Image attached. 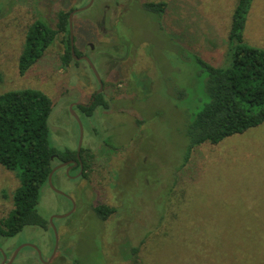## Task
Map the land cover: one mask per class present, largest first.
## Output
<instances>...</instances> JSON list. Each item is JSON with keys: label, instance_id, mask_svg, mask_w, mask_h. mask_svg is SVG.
Listing matches in <instances>:
<instances>
[{"label": "rangeland", "instance_id": "374dc122", "mask_svg": "<svg viewBox=\"0 0 264 264\" xmlns=\"http://www.w3.org/2000/svg\"><path fill=\"white\" fill-rule=\"evenodd\" d=\"M89 1L0 0V93H46L53 103L50 142L59 150L77 149L80 129L71 106L81 121V145L95 155L88 178L60 168L53 174L52 185L64 195L48 183L41 188L37 210L43 218L71 212L53 218L54 253L51 226H26L0 237V245L39 249L41 258L23 247L13 264H69L74 258L80 264H264V122L196 147L185 172H178L185 125L209 101L207 72L197 59L229 63L222 60L229 54L226 38L237 0H162L168 7L161 27L132 4L121 21L113 9L107 12L102 27L104 8L113 0H94L73 14L72 28L74 48L90 58L101 91L86 61L61 65L60 37L19 74L28 26L36 18L54 26L58 11ZM243 41L264 49V0H252ZM95 91L109 107L81 115L77 105L88 104ZM177 175L183 176L176 181ZM17 184L14 172L0 165V217L12 207ZM101 203L118 208L105 222L92 211Z\"/></svg>", "mask_w": 264, "mask_h": 264}, {"label": "trees", "instance_id": "16d2710c", "mask_svg": "<svg viewBox=\"0 0 264 264\" xmlns=\"http://www.w3.org/2000/svg\"><path fill=\"white\" fill-rule=\"evenodd\" d=\"M251 2L237 0L234 6L226 38L229 54L227 58L223 56L222 60L224 62L229 59V63L225 66H212L197 59L207 72L204 90L209 101L185 125L187 146L178 168L180 174L189 166L196 147L206 143L216 145L229 136L243 133L264 122V49L249 46L243 41ZM167 7L165 1H160L142 3L140 8L153 14L152 20L161 27V18ZM72 10L74 8L58 11L54 26L43 18H36L28 26L18 58L19 74H24L38 63L57 37L65 45L64 53L60 56L61 65L67 67L75 61L70 50L68 25V16ZM119 44L123 45L122 42ZM117 48L114 45V50ZM74 49L76 56L81 54ZM113 54L117 57V53ZM99 106L106 109L109 107L102 92L97 93L91 103L79 104L77 108L81 115L91 117ZM52 107L50 97L38 89L20 88L0 93V165L13 171L18 182L12 192V207L6 215L0 217V237H13L26 226L44 229L50 226L49 221L37 210L41 188L47 185L51 170L57 164L75 159L77 152V149L59 150L51 144L48 118ZM79 156L83 172L77 156L75 162L76 165L79 163L80 172L75 178H88L94 170L95 155L91 149L81 145ZM182 176H175V180L178 181ZM92 211L105 222L118 212V208L101 203L93 206ZM69 264H80V261L74 258Z\"/></svg>", "mask_w": 264, "mask_h": 264}, {"label": "flooded vegetation", "instance_id": "af4514ba", "mask_svg": "<svg viewBox=\"0 0 264 264\" xmlns=\"http://www.w3.org/2000/svg\"><path fill=\"white\" fill-rule=\"evenodd\" d=\"M162 1V0H161ZM93 2H94V0H93ZM93 2H92V4H93ZM145 2H160V1H154V0H113L112 1V4H113V6L111 5H106L105 6V8H104V13H103V15H102V20H101V24H102V27H103V23H104V20H105V18H106V15H107V12H109V11H111L112 9L114 10V12L113 13H115V15L117 16L116 17V22H117V20L119 19V16H122V14H125L126 12H127V10L129 9L128 7H129V5L130 4H132L131 6H132V8L133 9H140V7H141V4L142 3H145ZM119 10V11H118ZM167 11V10H166ZM118 12V13H117ZM166 13V12H165ZM165 14H163V16H164ZM150 16H151V18L153 19V14H150ZM162 16V17H163ZM120 21H121V19H119ZM119 21V22H120ZM115 22V23H116ZM114 25V24H113ZM110 50V49H109ZM108 50V52H107V50L106 51H104L103 53H105V54H108L110 57H113V54H111V52ZM75 54V53H74ZM83 56H87L86 54H80V55H78V56H76L75 55V57H77L76 59L74 58V60L75 61H81V60H83V61H86V60H84L83 58H81V57H83ZM105 57V56H104ZM90 59V58H89ZM108 62V61H107ZM97 93H99V92H97V91H95V92H93L92 93V96H91V101H90V103L92 102V101H94V99H95V95L97 94ZM76 158L75 159H68V161H71V160H77V156H78V153L76 152ZM80 157V156H79ZM68 161H65L64 163H66V162H68ZM60 163V162H59ZM61 164V163H60ZM58 165V164H57ZM69 165L70 164H66V165H64V166H62L60 169H64V175H68L70 172H71V170H75V173L74 174H72L73 176H71V177H74L75 175H77L79 172H80V168H79V163L76 165V166H74V167H72V168H68L69 167ZM66 168H67V170H66ZM66 170V171H65ZM57 171V170H56ZM55 171V172H56ZM55 172H54V174H55ZM82 172H83V169H82ZM82 172H81V174H82ZM75 178V177H74ZM31 248V247H30ZM21 249H23V248H21ZM20 249V250H21ZM33 251H35V253H37L36 252V250L35 249H33V248H31ZM19 250V251H20ZM15 251H16V249L15 248H12V247H10L9 245H4V246H1L0 245V264H13V262L17 259V257H18V253H19V251L17 252V254L14 256V253H15Z\"/></svg>", "mask_w": 264, "mask_h": 264}, {"label": "water", "instance_id": "95a60500", "mask_svg": "<svg viewBox=\"0 0 264 264\" xmlns=\"http://www.w3.org/2000/svg\"><path fill=\"white\" fill-rule=\"evenodd\" d=\"M92 2H93V0H90L89 3H88L87 5L72 10V11L69 13V16H68L69 39H70V50H71V53H72V55H73V57H74L75 59H76L77 57H75V54H74V50H75V49H74V37H73V28H72V16H73V14H74L75 12H77V11H81V10H83V9L88 8V7L92 4ZM81 58H83L84 60H86V62L88 63L90 69L92 70V72H93L94 75H95V78H96L97 82L99 83L100 91H101L102 82H101V79H100V77H99V75H98V72H97L95 66L93 65V63L91 62V60L89 59L88 56H83V57H81ZM69 110H70V113H71V114L73 115V117L75 118V120L77 121L78 126H79V129H80V136H79V141H78L77 153H78V160H79V163H80V168L82 169V162H81V159H80V157H79V151H80V148H81V139H82V125H81V121H80L78 115L72 110L71 106H70V109H69ZM69 163H72V165H69V167H68L69 169H70L71 167H73V166L76 165V162H75V161H68V162H66V163L58 164V165H56V166L51 170V172H50L49 175H48V179H47V182H48L50 188H51L53 191H55V192H57V193H59V194H62V195H64V193L60 192L59 190H57V189L52 185V176H53V173H54L57 169L61 168L62 166L66 165V164H69ZM67 171H68V170H67ZM70 213H71V212H70ZM70 213L63 214V215H58V216H55V217H51V218L48 220L50 226L52 227L53 234H54V248H53V253L55 252L56 247H57V243H58V241H57V230H56V227H55V225H54V223H53V218H63V217H65V216H68ZM23 247H31V248L35 249L36 252H37V254H38V257L41 258V256H40V251H39V249L37 248V246L34 245V244H30V243H26V244H22V245H20V246L16 249V251H15V253H14V256H15V255L17 254V252H18L21 248H23Z\"/></svg>", "mask_w": 264, "mask_h": 264}]
</instances>
